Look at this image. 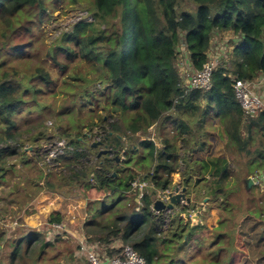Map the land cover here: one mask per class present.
<instances>
[{
  "label": "trees",
  "instance_id": "1",
  "mask_svg": "<svg viewBox=\"0 0 264 264\" xmlns=\"http://www.w3.org/2000/svg\"><path fill=\"white\" fill-rule=\"evenodd\" d=\"M180 1L93 0L91 12L94 22L80 21L73 27L72 32L63 34L64 42L74 45L72 49L67 44L57 46L69 57L81 56L94 65L98 80L107 85V99L112 98L113 105L118 106L123 118H128L125 119L126 126L122 121V127L118 123L108 124L106 118H100V124L95 125L91 119L90 130L99 125L104 131L98 137L100 140L96 138L94 141H101L104 147L110 148L113 157L108 155L102 162L98 159L93 167L80 161V158L87 157L86 152H75L74 158L67 161V153L71 152L67 151L65 155H59L54 160L61 162L66 159L65 165L70 167L71 177L74 179L70 180V177L60 174L58 180L65 179L67 187L78 185L89 200L87 219L82 222V229H79V224L75 225L77 235L82 232L89 243L97 244L101 253L110 258L119 256L123 247L130 246L145 259L146 264H181L175 260L176 257L184 247L191 245L194 233L204 225V220H201L202 225L198 224L191 229L189 223L185 224L181 220L179 226L170 228L164 236L161 228L165 220L161 213L155 214L152 209L155 190L150 193L146 191L141 203H137L136 194L131 191V184L138 179L137 175L129 172L121 177L120 172L124 170L116 167L129 161L128 158L125 161L120 160L119 163L115 160L116 156L121 159L124 149L123 126L134 135L146 133L161 120H168L177 125L181 133H188L189 127L185 118L199 119L201 125L207 118H216L221 125H227L229 142L240 150L249 143L242 138L243 126L250 140L254 137L253 133L264 136V111L255 117L247 115L236 99L233 88L235 79L252 82L264 78V0H192L196 5L194 13L179 12ZM44 3L45 0H0V26H6L4 29L0 28L1 38H7L8 32L16 31L25 22H31L35 16L41 15ZM113 20H117V24H113ZM100 25L105 26V29ZM214 32H230L240 38L233 60L230 62L226 57L222 61L224 64H231V67L227 68L222 64L213 72L212 87L209 90H189L184 86L181 72L185 67L193 72L203 69L209 61L208 53ZM16 48L19 47L13 46L11 50ZM1 51L0 47V54ZM181 61L183 67L179 68ZM9 62V58L0 62L1 181L5 179L9 161L20 155L18 151L25 147L19 144L22 136L16 116L30 102L37 104V112L40 113L39 109L43 106L38 102V96L53 85L51 73L43 66L32 73L21 72L17 79L8 76L2 68ZM171 112L174 113L170 114ZM40 135L41 133L36 139H41ZM82 137L87 139L88 134H83ZM80 139L78 136L68 146H82ZM14 143L17 144L16 147L12 146ZM163 145L164 149L161 150L153 140L140 142L141 149L146 154L144 160L158 161L151 178L156 191L167 190L172 186L171 174L176 172V165L180 160L168 140H164ZM88 150L94 152L95 156L98 155L91 146ZM129 151L133 155L137 154L138 146L130 148ZM200 165V171L211 178L207 193L217 202L219 196L225 193L224 187L229 186L227 182L230 179V163L225 157H220L210 158L200 162ZM78 166L79 169L76 170ZM38 169V182L42 181L43 186H47L45 190L52 189L57 193V185L51 179L50 167L44 163ZM259 170L264 171V142L257 150V157L248 164L247 178ZM184 184L187 188L186 194L190 196V179ZM96 194H107L109 197L118 194L119 197L112 206L101 207L103 199L92 201ZM193 206L192 203L186 205L182 213L188 212L190 216ZM24 207L25 202L20 209ZM24 213L34 212L27 209ZM233 220L234 218H230L227 223L226 220H217L216 224L211 225L214 232H210L215 236L212 245L216 252L221 251L223 256L227 254V264L230 261L231 264H236V255L239 254L230 252L229 248L223 246L222 239L229 238L230 242H234L235 238L231 237L232 229L244 223L243 221L233 225ZM49 223V230H52L53 224L70 226L61 212L52 214ZM227 225L229 227L226 230ZM49 230L17 233V239L8 241L10 245L15 243L8 256V264H63V261L74 262L76 256L83 255L79 248L77 250L74 238L69 239L68 245H62L66 235L59 237L55 233V242L52 243L48 237ZM65 232L67 233L66 230ZM114 242L122 245H114ZM237 244L236 240L235 245ZM58 247L67 252L65 259L45 258L51 250ZM198 248L201 250L202 246L198 245ZM2 261L0 258V264H3ZM188 264L195 263L192 260Z\"/></svg>",
  "mask_w": 264,
  "mask_h": 264
},
{
  "label": "rangeland",
  "instance_id": "2",
  "mask_svg": "<svg viewBox=\"0 0 264 264\" xmlns=\"http://www.w3.org/2000/svg\"><path fill=\"white\" fill-rule=\"evenodd\" d=\"M92 1L45 0L41 15L35 16L31 22H25V25L16 31L8 32L7 38L2 39L0 35V47L2 48L0 56H3L0 62L8 58L10 60L2 68L4 73L17 79L21 76V72L32 73L36 68L43 66L53 78V85L38 96L37 100L43 106L39 109L40 113L37 112V104L30 102L22 107L16 116L22 136L19 144L25 147L18 151L20 155L9 161L4 175L5 179L4 181L0 180V258L3 259V264H8V256L15 244L10 245L8 241L17 239V233L27 234L33 230L41 232L48 230L50 216L57 212L66 215L69 207L76 209L78 216L75 215L69 220L70 226H68L67 233L66 229L62 230V226H60L61 230L57 234L60 235L59 237L66 235V239L61 242L62 245H68L71 237L78 238L75 225L79 224L80 230L82 229V222L87 219L86 210H89V200L78 185L72 184L67 187L65 179L58 180L60 174H65L74 181L71 177L70 167L65 165L66 159L55 162L54 158H51L53 152L60 149V144L66 146V143L70 144L79 136L82 146L78 148L72 146L71 150H68L71 152H65L67 161L74 158L75 152H86L87 157L80 158V161L84 165L89 164L90 167H93L98 159L102 162V159L108 155L98 158V155L95 156L94 152L88 150L90 144L96 138L100 140L98 137L104 134L103 128L99 125L94 126L92 130L89 129L92 124L91 119L94 120L95 125L100 124V118H106L108 124L118 123L119 127H122L123 121L126 126L125 119L128 118H123L118 106L113 105L112 98L107 99L109 96L107 85L98 80L94 65L81 56L69 57L57 47L59 44H67L72 49L74 45L65 43L63 34L72 32L73 27L80 21L94 22L91 12ZM195 9L196 5L192 0H181L178 7L179 12L194 13ZM112 23L117 24V20H113ZM1 25V29L6 28L5 24ZM100 27L105 29L103 25ZM212 38L209 61H218L216 69L222 64L230 68L231 64H224L223 58L227 57L226 59L230 62L233 60L236 44L240 38L230 32H214ZM13 46L19 48L12 51L11 47ZM181 67H183L182 61L179 63V68ZM256 82L262 86L264 92V78H259ZM172 113L174 112L170 114ZM219 121L216 118H207L201 125L199 119L185 118L186 125L189 127L188 133H181L178 126L168 120H161L150 127L146 133L134 135L127 132L123 126L124 149L121 160L125 161V158H128L129 161L121 164V167H116L119 170H124L122 173L120 172L121 177L131 172L137 175L138 183L145 182L149 185L146 189L147 192L155 190L156 194L153 197L155 200L161 191L159 189L156 191L151 178L158 161L144 160L146 154L141 149L140 142L153 140L157 148L163 150V141L168 140L180 159L176 165V172L171 174L173 184L180 185L181 189L186 188L184 183L190 179L192 193L189 197L192 199L194 208L190 210L192 211L190 216L188 212L182 213L184 207L188 205L186 202L175 207L172 211L160 212L165 220L161 230L165 236L170 228L174 229L179 226L181 220L185 224L189 223L191 229L196 228L198 224L202 225L199 218L204 220L201 230L198 228L199 230L194 233L191 245L184 247L175 260L180 261L181 264H188L192 260L195 264H227L229 259L227 254L223 256L221 251L216 252L215 246L212 245L214 243L212 239L215 236L210 233L214 232L211 225L216 224L217 220H226L225 223H227L230 218H234L233 225H238L243 221L244 223L240 224V227L235 226V229H232L231 237L235 238L234 242H230L229 238H224L221 244L229 248L230 252L235 251L236 254H239L236 255V264H264V184L256 182L250 189L244 185V180L254 177L257 173L247 178L248 164L257 157V150L261 148L264 136L261 133H253L254 137L250 140L243 126L241 128L242 138L248 140L249 143L243 150H240L231 141L229 142L226 134L227 125H221ZM107 128L109 129V126ZM40 133L39 138L41 139H36ZM83 134H88L87 139L82 137ZM12 146L16 147L17 144L14 143ZM136 146H138V153L135 155L129 153L130 148ZM30 148L32 149L30 150ZM16 149L19 150V148ZM93 150L98 152L100 148ZM109 157H113V155ZM220 157H225L229 161L231 170L230 179L227 182L229 186L224 187L225 193H222L215 202V198L207 193L211 181L210 175L200 171V162ZM44 163L52 171L51 179L57 185V193L49 188V190H45L47 186H43L42 181L38 182V167ZM78 169L79 166L76 167V170ZM147 177L149 179H145ZM106 195L96 194L92 201L103 199L101 207L112 206L119 197L118 194L110 197ZM24 202L25 207L20 209ZM33 204L36 205L33 206ZM27 209L33 210V214L36 213L39 216L34 219L40 224L34 225L35 222L27 224L24 220L25 213H23ZM155 214L159 213L155 212ZM193 216H199V218L196 220ZM68 217L70 218V216ZM213 218L215 220L212 221ZM228 227L227 225L226 230ZM1 237L4 239L3 241ZM236 240L238 241L237 245H235ZM51 242L54 243L55 239H52ZM75 243L78 250L76 240ZM113 244L122 245L119 242ZM198 245L202 246L201 250ZM233 248L235 250H232ZM66 254L67 252L63 248L58 247L56 250H51L45 258L65 259ZM76 257V261L67 260L69 263L63 261V264H88L84 254ZM257 261L258 263H256Z\"/></svg>",
  "mask_w": 264,
  "mask_h": 264
},
{
  "label": "built area",
  "instance_id": "3",
  "mask_svg": "<svg viewBox=\"0 0 264 264\" xmlns=\"http://www.w3.org/2000/svg\"><path fill=\"white\" fill-rule=\"evenodd\" d=\"M217 64V60H214V62L210 60L207 62V64L204 65L202 70L196 72L190 71L186 67L183 68L182 75L184 78V86L189 90H209L212 87V76L213 72L216 70ZM257 85L258 83L256 81L248 82L240 79H235L233 85L236 99L240 103L242 109L247 115L254 117L264 111V92L263 90L262 92H258ZM68 145V143H66V146L60 144V149L54 151L51 158H54L53 160H55L59 155H65V152L71 150L70 146ZM64 147L65 150L63 151ZM131 186V191L136 194L137 203L140 204L149 185H147L145 182L138 183L137 181H135L132 182ZM171 193V187H169L167 190L161 191L154 202L156 200H161L164 203L168 204L169 195ZM60 226H62L61 229L63 230L64 227L61 224H53L52 230L48 229V236L51 240L53 239V235L61 230ZM79 248L80 252H82L86 256L88 264H146L145 259L137 252H135V250L130 246L123 247V250L119 256L110 258L107 257L104 253H101L100 248L97 244L89 243L87 238L84 236L79 241Z\"/></svg>",
  "mask_w": 264,
  "mask_h": 264
},
{
  "label": "water",
  "instance_id": "4",
  "mask_svg": "<svg viewBox=\"0 0 264 264\" xmlns=\"http://www.w3.org/2000/svg\"><path fill=\"white\" fill-rule=\"evenodd\" d=\"M90 146L93 149H97L100 148L99 152H98V158H100L101 156H111L113 155V152L111 151V149L109 148H104L103 144L101 141H97V142H92L90 144ZM32 148H30L31 150ZM27 151V149H26ZM115 160L117 163H119V161L121 160L120 157L116 156ZM114 177H116V174H114ZM256 182H262V184H264V172L259 170L254 177L252 178H248L245 181V185L247 189H250L251 186L256 183ZM171 190L172 193L169 195V201L168 204L164 203L161 200H156L153 204V209L155 212L160 213L163 212L165 210H170L172 211L175 207L179 206L180 204L186 202L187 204L192 203V199L187 196L186 192H187V188H182L180 187V185L178 184H173L171 186ZM194 219H198L197 216L194 217Z\"/></svg>",
  "mask_w": 264,
  "mask_h": 264
},
{
  "label": "crops",
  "instance_id": "5",
  "mask_svg": "<svg viewBox=\"0 0 264 264\" xmlns=\"http://www.w3.org/2000/svg\"><path fill=\"white\" fill-rule=\"evenodd\" d=\"M262 83V82H261ZM257 91L258 92H262V89H261V87L259 86V84L257 85ZM36 204H33V206H35ZM45 211H47V209H45ZM24 213V212H23ZM68 214H64V213H62L63 214V216H64V218H65V220L67 221V222H69L70 223V219L72 218V217H75V215L76 216H78L77 215V213H76V209H73V208H71V207H69V210H68V212H67ZM38 214V213H37ZM68 216H70V218L68 217ZM35 217H39L38 215H36V213L35 214H33V215H31V214H24V220L27 222V224H29V223H31V222H35V224L34 225H38V224H40V222L39 221H37L36 219H34ZM199 217V216H198ZM203 220V219H202ZM200 221H201V219H200ZM63 227H64V229H66V231L68 232V227L67 226H65V225H63ZM35 229H37V228H35ZM79 229H80V227H79ZM78 236V238H74L76 241H77V243H79V241L84 237V235H83V233H80L79 235H77ZM71 238H73V237H71Z\"/></svg>",
  "mask_w": 264,
  "mask_h": 264
},
{
  "label": "clouds",
  "instance_id": "6",
  "mask_svg": "<svg viewBox=\"0 0 264 264\" xmlns=\"http://www.w3.org/2000/svg\"><path fill=\"white\" fill-rule=\"evenodd\" d=\"M97 142V141H96ZM104 147V146H103ZM104 148H106V147H104ZM99 152V151H98Z\"/></svg>",
  "mask_w": 264,
  "mask_h": 264
}]
</instances>
